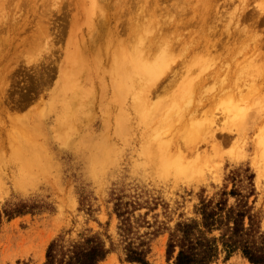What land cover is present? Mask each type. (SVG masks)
<instances>
[{
  "label": "rangeland",
  "instance_id": "rangeland-1",
  "mask_svg": "<svg viewBox=\"0 0 264 264\" xmlns=\"http://www.w3.org/2000/svg\"><path fill=\"white\" fill-rule=\"evenodd\" d=\"M250 182L264 231V0H0V212L27 207L2 214L0 264L94 234L100 264H137L119 202L172 264L201 199Z\"/></svg>",
  "mask_w": 264,
  "mask_h": 264
},
{
  "label": "trees",
  "instance_id": "trees-1",
  "mask_svg": "<svg viewBox=\"0 0 264 264\" xmlns=\"http://www.w3.org/2000/svg\"><path fill=\"white\" fill-rule=\"evenodd\" d=\"M252 179V177L250 178ZM247 192L235 185L226 189L217 199H201L195 209L199 219L179 223L171 233L167 246V260L172 264H217L221 254L229 260L241 254L250 264H264V231L262 221L255 213L250 199L255 195L253 184ZM231 199L234 200L231 203ZM130 204L117 203L115 213L124 232L126 260L130 263L152 264L147 257L150 253L148 242L127 241L132 213ZM27 207L0 212L8 219L24 215ZM111 249L99 234L87 236L69 247L59 240L53 241L47 250L44 264H100Z\"/></svg>",
  "mask_w": 264,
  "mask_h": 264
},
{
  "label": "bare ground",
  "instance_id": "bare-ground-1",
  "mask_svg": "<svg viewBox=\"0 0 264 264\" xmlns=\"http://www.w3.org/2000/svg\"><path fill=\"white\" fill-rule=\"evenodd\" d=\"M135 7V6H134ZM150 34V33H149Z\"/></svg>",
  "mask_w": 264,
  "mask_h": 264
}]
</instances>
